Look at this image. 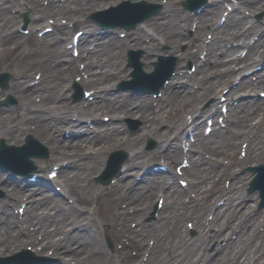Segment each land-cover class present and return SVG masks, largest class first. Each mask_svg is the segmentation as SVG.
I'll list each match as a JSON object with an SVG mask.
<instances>
[{
	"label": "bare ground",
	"instance_id": "bare-ground-1",
	"mask_svg": "<svg viewBox=\"0 0 264 264\" xmlns=\"http://www.w3.org/2000/svg\"><path fill=\"white\" fill-rule=\"evenodd\" d=\"M19 1L25 4L26 6L30 5V3H28L25 0H19ZM34 1L38 3V0H34ZM91 1H94V2L96 1V5H98L97 7H99L103 3V0H91ZM243 2L251 4L252 8L259 7L260 5H262L260 7L264 8V0H243ZM213 4L215 6L213 7L210 6L211 8L208 9V12H209L208 14L209 15L212 14V15L210 17L205 16L201 20V22L199 21L198 26L200 27L204 26L205 24H207V22L210 19L214 17L215 13L217 12V9L219 8V5L216 4L215 2H213ZM40 6H41L40 11H35L32 13V17L36 20H41L42 18H44L45 13H48L49 15L50 14L55 15L57 13H62V11L69 13L70 16L74 18L75 16L79 14H82V13L86 14V11L92 7L90 6L88 0H64V1L49 0V3L46 6L41 5V4ZM146 7L147 6H145V4L141 5L137 8V11L139 13L145 14ZM11 16H13L11 13L5 14V17H7V19L4 20L3 26H5V22H7V24H10L12 21L16 19V18H9ZM172 16H173L172 20L175 19L173 21L175 22L177 21L178 27L182 25H187V23L189 22L190 16L185 15L181 12L176 13ZM0 23L2 24V22ZM155 24H157L159 29H161L158 32V33H161V37L165 38L166 42L168 41L169 44H171L172 51H176L177 49H179V46H177V42L179 39H182V35H181L182 29H179V28L170 29L167 27V24L164 22H155ZM3 26L1 28H3ZM231 27L233 28L232 31L235 34H241L243 36H246L250 33V30L246 32L243 30L238 31L236 27H239V22L233 23ZM255 30L257 31V29ZM217 31L218 30L213 32L214 39L211 42L209 47L213 48L214 46L215 47L219 46V44L221 43V38L216 37ZM261 34L262 33H260L259 39H261L260 41L263 42L264 34L262 35ZM9 38L10 40H14L15 42L13 46L10 47V50L13 51L21 45L22 37L10 35ZM114 41L116 44V42H119L120 39L116 38L114 39ZM142 42L143 41L140 40V42H138V45L144 48L145 55L157 49V40H154L153 38L150 39L148 43H142ZM190 43H193V41L189 39L188 44ZM196 45L198 46V42L196 43L194 42L193 46L197 47ZM263 45H264V42H263ZM250 46L251 48L249 49L248 54H251L253 56L254 55L253 49L255 48L254 43ZM46 48H47L46 57H48V61L54 60L55 58L58 57L57 55H60V53H62V50L56 45H53L51 47L48 45ZM118 48L119 47H117L116 49L104 48V52H102L103 49L97 48L89 52L90 53L89 59L86 60V64H87L86 70H89L90 72H92L91 74L92 80L90 81L95 82L99 85H104L105 81L109 82V79L111 77L116 76V74H114L112 71L121 70L122 68L121 61L124 57L122 55V51L118 50ZM186 50L190 52L189 53L190 55L195 56L196 50H192L189 46L186 47ZM186 50L179 52L178 53L179 56L183 55L186 52ZM214 51L215 52H210L208 54L207 62L210 64L214 62L213 63L214 65H219V64L224 65L225 64L226 66H224V68L221 70L225 71L226 76L223 75L224 82H228L229 77L234 72V68L231 65L232 62L231 60H227V61L223 60V58L217 52V50H214ZM111 57L112 59H110ZM234 58L239 59V57H236V56H234ZM110 60H112V63L110 62ZM233 61H237V60H233ZM226 62H231V63L229 64L227 63L228 64L227 65ZM4 66H10L11 68L15 70V73H16V78L14 80L15 87L18 90V92L25 94L24 101L27 102L29 98L26 96V94L30 93V90L24 91V89L21 87L22 81L25 80L24 75L22 74L23 69L15 68L14 63L12 62L1 60L0 67H4ZM65 66H66L64 67L65 69L66 68L68 70L74 69V67L70 66L69 61L66 62ZM18 67H21V66L18 65ZM46 68L47 70L51 72V73H48L50 81L47 82V84L52 83L53 87L50 90H47L45 88L39 89V92L43 100L40 104L38 102H35L32 104L34 107H39V110H41L42 112L40 116H44V117H40L43 120L39 122L37 133L39 134L40 138L43 139V141L48 144L49 147H58L60 153L68 154L73 157L76 156L77 154L78 155L82 154L85 156L82 160H75L73 162L74 166L71 164L72 167H74L73 168L74 170L72 169L70 171L71 173L69 172L68 177H67V179L71 181V183H75L79 187L78 178L81 177L83 179L85 178L88 179V177L91 176L93 171L99 168L100 165L103 163L106 154L119 146H122L126 149L131 148V147H136V149L129 151V153H131L132 151L136 153L133 156V158L135 159H132L131 165L135 166V165L141 164L144 161L143 158L145 157V153L148 156V152L147 151L145 152V150H143V147H142L143 137L146 134L155 135L158 138V148L161 147L162 143H164L165 141L169 142L168 139L170 138L169 137L170 135L165 133L164 130H161V129L157 130L155 128V125H157V122L152 117L158 118V121H163V120L168 119L170 122H173V120L170 118L171 116H169L173 110L172 111L170 109L165 110V107H162L159 104H158L159 107L157 109H155L156 107L154 108V106L150 104H148L147 106H144V102H148V99H145V100L141 99L142 103L139 100H135L132 102V104L126 105V101H128V99L133 100L132 98L129 97L128 94H122L120 92L113 93V91L109 92L108 89L105 90L108 92H105V93L103 92L101 96L103 97V100H105V106L110 110V112H112L111 118L113 119V124H111V126L109 127L101 126L100 128H96V130L98 131L97 132L95 131L94 133L92 132L88 134L78 133V137L74 139V141L67 140L64 142H59L58 141L59 139L55 137L57 135L56 133L60 132L61 128L63 127V124L66 125L67 123H69V120L64 118L63 116L64 114H62L63 111L70 110L72 109V107H77L81 111L83 110H85V112L91 111L92 113L95 111L96 113L98 108L100 107L99 100L98 98L94 99L92 103L89 105V107L87 108L80 107L79 102L71 103L69 96L65 97L66 95L63 93L64 86L66 85L64 82L65 72H63V70L57 66H46ZM205 71L210 72V70L208 69ZM199 81L202 83V85L204 86L206 85L205 84L206 82L202 81V79L199 78ZM219 81H221L220 76L214 78L213 81H208L210 82V85H208V87L203 88L202 92L200 91L199 93L193 94L190 97L185 96L184 98L183 93H180V96L176 94L174 95L169 94L168 96L164 98V100L168 102L169 108L171 107L174 108V111L180 110L184 107H192V103H193V107H197L196 103H198L199 100H203L205 98V96H202L205 90L207 89L208 91L214 90L215 84ZM245 81L247 82V77H245L243 81L240 82V84L241 83L244 84ZM263 81L264 79L261 80V82ZM148 85H151V84H148ZM34 88L36 89V87ZM34 88H31V89H34ZM3 94H5V92L2 90V95ZM56 96L57 97L59 96L60 99L59 100L57 99V101L54 102ZM183 98L190 99L191 102H189L188 104H185L183 101ZM164 100L160 102L163 103ZM43 102H47V104L44 103V105H46V108H44L46 110V113H43L44 111L40 107ZM131 105L134 108L133 112H138L139 114L137 115L142 117V119L144 120L140 122V124L136 125L138 126L137 128L138 130L136 131L129 130L128 128H126L124 120H123V118L126 115H130V116L133 115L132 112H129L126 110L127 109L126 106H131ZM152 109L154 110L153 111L154 114L149 113V111ZM197 109L199 108L197 107ZM241 109L246 110V109H251V107H246L245 105H243L241 106ZM74 111H76V109ZM256 111L257 110L255 109L254 112ZM9 112L12 114V116L8 117L7 123L0 124V133H4V134L11 136V139L14 141L22 140L23 138L22 135L24 133L21 135H15L13 134V131L15 129H19V131H25L28 128H25L26 127L25 122L22 121V117L19 115L17 108L11 109L9 110ZM78 113L79 115L81 114L80 112ZM260 117L262 116H258L257 119H259ZM10 118H12V120H10ZM256 123H258V121ZM99 124H101V122H97V125ZM186 125L187 123L183 122L181 119H177L174 123L171 124V128L175 131V133L178 134L179 130H182V129L184 130V127ZM214 135L218 141H223L224 144L225 142L227 144H230L233 137L236 139L241 136V132L238 131L237 133H234L233 135L224 134L222 132H216L214 133ZM124 138L128 140L126 144H124L123 142ZM262 144H264V130L259 132L258 137L253 138V141H252V146H253L254 151H252L253 154L250 153V155L254 157L255 160L261 159L262 156L264 155V147L263 148L261 147ZM88 145L89 146L93 145V147L94 145L98 146L97 148H94L95 153H92L93 155L90 154L89 152H88V155L85 154L86 147ZM28 147L29 145L26 146V148ZM91 150L92 149H90V152ZM175 153H177L176 149H174V154ZM116 154L118 155V153ZM58 155L59 154L56 152H51L49 158L56 159ZM212 166L213 168L219 167V165L215 163H212ZM221 170L223 171L224 168H221ZM125 183H128V182H125ZM236 183L237 181L232 180V183H231L232 189L230 191L228 190L224 191V190L218 189V191H221L223 196H226V199H225L226 207L225 208L216 207L215 204L212 203V199L214 195H216V194L213 195V191H210L209 193L201 196L200 208L209 207V209L214 210L213 218L216 219V221L218 222L217 225H219V228H217L218 229L217 231L213 230V226H211V228L207 227V229H205L203 227H206V226H204L200 222V219L198 218V222L201 224V225L199 224L200 228H198V234L195 236H188V235H185V237L180 236V239L182 241L186 239L185 243H181V246H185V248L183 249L184 250L183 254L176 256L180 258V261L177 262L178 258H176L175 260H173L174 263L170 262L168 264H194V259L198 257H202V260L203 258L204 260L206 259L210 260L209 264H256L260 261L261 257H264L262 256L264 254V229L261 231V230H258V227H257L259 226L258 223H261L264 220L260 218V215L262 213L254 212L255 207L251 206L249 204V201L244 200V198L246 199L247 197L243 196L242 189L238 188L236 186ZM94 184H95L94 182L91 183L90 188L91 186H95ZM153 186L154 184L148 185L147 188L145 187L143 191L137 194V202H140L141 200H143V197H144V201H143L142 206L138 209V211L135 212L136 214L138 215L141 214L144 216V214L147 213L146 211L149 205L148 203H146V200L150 199ZM81 190L86 191L87 189H81ZM258 190L259 188L257 189V191ZM263 190H264V187H263ZM29 193L30 192H17V193H14L13 195L16 196V195L22 194L21 197H23L24 195L29 194ZM176 194L177 192L174 189H168V195L172 197L171 208L173 210L178 209L177 201L176 199L173 198L174 195ZM10 195L11 194L9 193L7 196H10ZM81 195L84 196V193L81 192ZM43 198L44 197L41 196L38 199L39 203H34L33 205L36 206V204H42L41 201L43 200ZM89 198L90 197H88V199ZM120 198L121 197L117 195L116 192L115 194L110 192L108 193L106 197H104L106 202L113 200L114 204H116ZM33 200H34L33 195H31V199L29 202H32ZM46 203L48 204V206L53 205L52 200H48L46 201ZM0 204L3 205L4 204L3 201H0ZM243 206L245 207L243 208ZM42 208L43 206H41V209ZM70 208H71L70 206L65 205L64 208L61 209L59 213V216H61L60 222L64 220L63 216H65L67 212L72 213ZM200 208L198 209L195 208L193 210L195 211V214H194L195 217H199ZM262 210H264V207L262 208ZM40 215L43 216L45 214L41 213ZM263 215L264 213L261 215V217H263ZM0 220L3 222L5 226V228L0 230V244H4V245H0V251H1L0 258L2 260H5V257L8 256L7 255L8 252L11 251V253H14V251L18 249V246L16 245L21 246L23 241L27 239L30 240L33 234L24 233L22 230H19V229L16 230L14 233H11L7 230V228L8 227L13 228V226L11 222L7 220V217L0 216ZM34 220L37 221L36 225L34 226L35 231L39 230L40 233H41L40 230H45L46 233L50 231V229H48L46 225L43 222H41V220H39L38 217H35ZM76 220L78 221L77 217H76ZM138 223H139V230H142V232L146 234L156 233L158 237H160L163 234L160 231L156 232L155 228L152 225H147V226L144 225L141 219H140V222L138 221ZM91 225H93V223L88 222V229H86L85 235L90 230ZM237 227H239L238 230H237ZM56 229H58V231H55ZM234 229L238 231L236 238L233 240V242L228 240V246H225V248L222 246L221 249H224L223 256L228 252L231 255H233V258H235V260L230 261L231 258L230 260L229 259L224 260V258H222L221 256L222 254L219 251L214 252L208 249L209 244L213 240H216L221 235H223L224 238L230 239V233L234 231ZM68 230L70 231V234H67V231L65 230L61 231L58 227H55L53 231L61 232L64 235L63 238L59 240H50V239H47V237H50V236H47V237L43 236V240L39 244H43L44 246L47 244L58 246L64 249L65 252H69L68 249L66 248V243H64V241L72 240L75 246V249L73 252H70V253H74L78 251L85 253L82 256L83 259L79 260L78 264H97L96 262L98 258L105 257V254H103L102 249H101L100 237H99L100 235H99L98 230H94L92 228V234H89L90 235L89 238L85 235L75 238V235H77L76 230L70 229V228ZM242 234H246L244 239H242L243 238ZM4 236L6 238H4ZM203 247L205 250L203 253H200L199 250L202 249ZM94 250H97V253H96L97 255L94 254L95 256L94 255L92 256ZM149 263L150 264H165L166 259L161 255V252H158L157 255L153 259L149 260ZM40 264H43V261Z\"/></svg>",
	"mask_w": 264,
	"mask_h": 264
},
{
	"label": "rangeland",
	"instance_id": "rangeland-1",
	"mask_svg": "<svg viewBox=\"0 0 264 264\" xmlns=\"http://www.w3.org/2000/svg\"><path fill=\"white\" fill-rule=\"evenodd\" d=\"M88 2H89V4H92L93 5V2L94 1H91V0H88ZM94 5H95V2H94ZM9 8H11V10H9ZM12 8L13 7H10V6H8L7 7V12H6V14H9V12L10 11H12ZM12 13V12H11ZM1 19V18H0ZM146 28V27H145ZM172 28H174L173 26H172ZM187 28H188V25L187 26H183L182 27V33H181V35L182 36H186V34H187ZM12 30L14 31L15 30V26L13 25V27H12ZM206 30V29H205ZM205 30H203V32H202V34L204 35V32H205ZM53 38L54 37H52V39L51 40H53ZM247 40V39H246ZM33 38H31V37H29L28 38V40H25L19 47H18V49L15 51V52H11L9 55H8V57H7V54L9 53V51L8 52H5V53H3V54H1L0 55V63H1V60H6V61H10V62H12L11 61V56H13V55H15L16 56V59H17V63L18 64H21L22 63V61H25V60H27V62L29 63L30 61L32 62L33 61V59L35 58V57H40L41 59H43L44 60V55H46V46H45V44L43 43V45H42V48H41V50L40 51H35V52H31V53H29V55L25 58V59H23V60H18V57L22 54V52L26 49V48H28V47H31L32 45H33ZM226 41V40H225ZM238 42V41H237ZM0 43H3V45H5V46H7V47H11V40H4V38H1L0 39ZM50 43H48V44H46V45H49ZM51 45V44H50ZM171 44H169V42L167 41L166 42V45L165 44H159V46H158V48L159 49H162V47L164 48V50H162V51H164L165 53H161V54H164V55H169V54H171V56H173V55H175L176 56V53H174V52H171L170 51V48H171V46H170ZM179 45V48L180 49H183L185 46H186V41L185 40H182V41H180L179 43H177V46ZM260 47H258V49H259ZM237 51L236 52H239V50H240V47H238L237 49H236ZM228 51H230L231 53H228V52H226V55L228 54V56H230V54H232L233 52L231 51V50H228ZM106 52V51H105ZM260 52H261V50H260ZM58 56V55H57ZM256 56H257V54H256ZM258 57H259V55H258ZM178 59H179V57H178ZM60 61V56H58V58L55 60L54 59V62L55 63H57V64H59V65H57V67H59V68H62V66H61V64L59 63V61ZM29 64H32L33 65V63H29ZM13 65V64H12ZM46 66H48V62L45 64V67ZM71 66H73L72 65V62H71ZM207 65H205V67H206ZM15 68H17V67H15ZM44 68V67H43ZM216 68V67H215ZM218 68V67H217ZM7 69H9V70H11V72H13V74L14 75H11V79H12V82H14V80H15V78H16V73H15V70L12 68H10V67H8ZM18 69V68H17ZM24 72H25V74L28 76H30L31 75V73H28V72H32L33 71V69H35V67H33V68H31V69H28L27 67H24ZM45 72H47V70L45 71ZM70 71H67V73H69ZM66 73V74H67ZM76 73V72H75ZM74 72H72L71 71V73L68 75V79H70V80H66L65 79V81H67L66 83H67V85H69V83H70V81H71V79L73 78V76H74V74H75ZM199 74H197V76H198ZM27 76H26V78H27ZM206 77V76H205ZM204 77V78H205ZM66 78V77H65ZM23 82H22V86H23ZM44 84H45V82H44ZM53 85V84H52ZM43 86H45V87H47V84L46 85H41V87H43ZM37 87H40V85H38ZM49 88H48V90L49 89H51L50 87L51 86H48ZM184 89V88H183ZM187 88H185L184 90H186ZM198 90H195L194 92H197ZM63 93H64V90H63ZM186 93H187V91H186ZM55 94V93H54ZM187 94H194V93H187ZM27 95H31V94H27ZM186 96V95H185ZM18 97V96H17ZM19 99V98H18ZM57 99L59 100L60 98H59V96L57 97H55V100H54V102H56L57 101ZM42 100L43 99H41V102H42ZM18 103V100H17V102H15V104H17ZM43 103H45V104H47V102H43ZM14 103H12V105H15ZM80 105L82 106V108H85L84 107V105H82V103H80ZM80 106V107H81ZM74 108H77V107H72V109H70V111L69 112H71ZM17 110H19L18 108H17ZM69 112H68V114L66 115V116H68V117H70V115H69ZM83 112V111H82ZM185 113V112H184ZM102 114H103V112L102 111H99V110H97V112H96V117L98 118V120H101L100 118H101V116H102ZM108 114V113H107ZM110 114V113H109ZM29 115V114H28ZM34 115V114H33ZM4 116H7V114L5 113V111H1L0 112V119H1V121L2 122H4ZM8 116H12V114L9 112L8 113ZM135 116V115H134ZM134 116H132V118H134ZM180 117V116H179ZM263 117H264V115H263ZM171 118V117H170ZM181 119L183 118V117H180ZM172 119V118H171ZM43 119L42 118H34V120H31L30 118L29 119H27V124H30V125H32V126H36V125H38V123L40 122V121H42ZM170 123V121L169 120H164V121H162V122H159L158 124H157V126H159V129H164V130H168V127L166 126L167 124H169ZM26 125V124H25ZM156 126V125H155ZM137 126H134L133 128H136ZM263 127H264V120H263V123H261V124H257L256 126H253L252 128V133L251 134H254V136L255 135H257V133L259 132V131H261L262 129H263ZM242 128H244V127H242ZM31 130V132L33 133L34 132V130H32V129H30ZM136 130H138L137 128L135 129V131ZM58 135V137H59V139L60 140H62V138H60L61 136L59 135V134H57ZM0 136L1 137H4V138H6V140H7V136L9 137V135H7V134H0ZM33 136H35V134L33 135ZM38 136V135H37ZM154 136L155 135H151V134H147L146 135V137H148V138H151L152 140H155V141H157V137H155L154 138ZM214 139L215 138H212L211 139V141H210V144H211V148L209 149L210 151H212V149H213V142H214ZM40 140V139H39ZM42 141V140H41ZM127 139H125L124 138V143H127ZM143 141H145V136H144V139H143ZM43 143H44V141H42ZM59 142H61V141H59ZM216 142V141H215ZM44 145L46 146V144L44 143ZM98 146L97 145H94V147H93V145H88L87 147H86V151H85V154H87L88 155V152L90 151V149L91 148H97ZM46 148H47V157H49V154H50V148H48L47 146H46ZM116 149H122V147H118V148H115V149H113V151H115ZM124 149V148H123ZM133 149H136V147H131V148H127V150H128V152L129 151H131V150H133ZM227 150H230V147H228V148H226ZM126 150V149H125ZM227 150H225V151H227ZM146 151H149V149H146ZM224 151V152H225ZM111 152V151H110ZM110 152L108 153V154H110ZM108 154L106 155V158H107V156H108ZM149 158V157H148ZM250 161V160H249ZM39 162H46V159H43V160H39V161H37V164L39 163ZM106 161H104V163H105ZM48 163H50V161H48ZM74 167H70V168H67L68 170L66 171V174H69V172L73 169ZM103 169H104V167H103V165L101 166V167H99V168H97L95 171H93V173L91 174V176L90 177H88V179H83V178H78L79 179V187H78V185H76L75 183H73V185H71L70 183V185H71V187H72V190H73V192L75 193V195L76 196H78V199H79V201L81 202V205H80V208H82L83 209V211H86V213H88V211H91L92 209H96V207H94L93 208V203H94V201L92 200V199H95V198H97V196H99L100 195V193L101 192H103L105 189H103V187H105V185L106 184H102L101 183V181H99V180H97L96 179V176H99L100 174H101V172L103 171ZM74 170V169H73ZM138 174V173H137ZM133 174H131L130 175V177L132 176ZM212 175H213V173H212ZM217 176V175H216ZM215 176V177H216ZM224 177H225V175L221 178V182H220V185L222 186L223 185V179H224ZM132 179H133V177H131ZM210 179H212L213 180V177H211ZM209 179V180H210ZM209 180L208 181H204L203 183H201V186H204L203 184L204 183H206V182H209ZM95 183L94 185L95 186H91V188H90V184L91 183ZM224 186V185H223ZM102 187V188H101ZM81 189H87L86 191H82ZM118 193L119 192H121V187H118L117 188V190H116ZM81 192H83L84 193V196L83 195H81ZM117 192H116V194H117ZM112 193L113 194H115V191L113 192L112 191ZM88 197H90L89 199H88ZM92 200V201H91ZM98 200V209L94 212V216L96 215V219H97V222L99 223V225H100V227H101V229H103V226H104V224H105V226H106V228L108 229V230H110L109 229V221H111V218L112 219H115V214H114V212L113 211H111V210H106V208H107V206L109 205L110 206V208L109 209H113V202L112 201H109V202H106L105 201V199L104 198H102V196H99V198L97 199ZM122 202H125V201H121L120 203H122ZM119 203V204H120ZM206 210V212H208L209 210H207V209H205ZM174 216V215H173ZM192 217V216H191ZM58 219V218H57ZM56 219V220H57ZM174 220H176L177 221V219L174 217L173 218ZM105 220V221H104ZM130 221H131V217L129 218V217H127L126 219H125V224H126V227H130L129 225H130ZM177 223H178V221H177ZM57 225L58 224H60L59 222H57L56 223ZM194 224H196V223H194ZM52 223L49 225V227L51 228L52 227ZM181 227L183 230H186V224H185V219H184V221H181V225H178L177 227ZM176 228V227H175ZM130 230H132V228H130ZM113 231V230H112ZM126 231H128V230H126ZM133 231V230H132ZM111 232V231H110ZM114 232V231H113ZM134 232V231H133ZM169 233L170 232H166L165 234H164V237L162 238V240H160L161 242H160V244H159V250H158V252H160L161 250H164L166 253H168V254H166V255H164V258L166 259V263L165 264H168V263H170V260L171 259H173V257L175 256V253H173V250H174V246L172 245V243H173V241L175 240V235H169ZM193 233V234H192ZM196 233V231H193V232H191V235H194ZM90 234H92V232H90ZM61 233H56L54 236L55 237H49V238H47V239H58L59 237L61 238ZM169 235V236H168ZM101 237V236H100ZM4 238H6L5 236H4ZM112 241H111V246L109 247V246H107V244L105 243V241H102L101 242V240H100V245H101V247H102V245L104 246V251H102L106 256H108V254H109V256H111V258L110 259H108V257L107 258H104L107 262H109L108 264H135L133 261H131L130 260V258H132V259H134V261L136 262L140 257H141V255H142V251H144L145 249L142 247L141 248V246H140V241L138 242V240H133V241H129V242H131V245H132V247H129V248H127L128 246L126 245V244H128V243H123L122 245H123V248H121V249H119V247H118V242H121L120 240V238L118 237V238H116V236L114 235V234H112ZM139 238V237H138ZM149 236L146 238V240H147V243L149 242ZM245 238V236H243V239ZM6 240V239H5ZM114 240H115V242H116V244L114 245ZM134 242V243H133ZM136 242V243H135ZM165 242H169L168 244H166ZM2 245H4V244H2ZM168 245H171L170 247L168 246ZM68 246H69V243H68ZM47 247H49V246H47ZM46 247V248H47ZM166 247H169V249H166ZM56 251L58 252V253H60V250H57L56 249ZM136 251V252H135ZM89 252V251H88ZM172 252V253H171ZM76 253H78L77 255H73V254H68L67 255V257L68 256H74V258H79V259H82V256L85 254V253H82V252H76ZM97 253V250H94V252H93V254H92V256L95 254V255H97L96 254ZM133 253H135V254H133ZM94 255V256H95ZM100 256V255H99ZM101 257V256H100ZM224 258H229V260H230V258H232V255H224ZM200 261L198 260V261H196L195 262V264H198ZM97 264H107L104 260H102L101 258H98V260H97V262H96ZM174 263V262H173Z\"/></svg>",
	"mask_w": 264,
	"mask_h": 264
}]
</instances>
